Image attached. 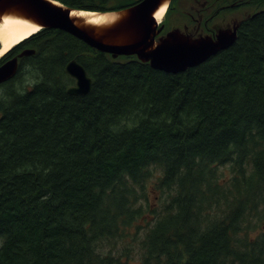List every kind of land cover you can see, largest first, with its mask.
Segmentation results:
<instances>
[{
	"label": "trees",
	"instance_id": "trees-1",
	"mask_svg": "<svg viewBox=\"0 0 264 264\" xmlns=\"http://www.w3.org/2000/svg\"><path fill=\"white\" fill-rule=\"evenodd\" d=\"M59 1L108 12L138 0ZM217 1L216 14L252 13L231 46L182 72L47 28L0 59L35 52L0 85V264H264V0ZM184 3L171 1L161 34L173 13L191 20ZM72 59L86 95L66 91ZM152 167L168 204L148 220Z\"/></svg>",
	"mask_w": 264,
	"mask_h": 264
},
{
	"label": "water",
	"instance_id": "water-1",
	"mask_svg": "<svg viewBox=\"0 0 264 264\" xmlns=\"http://www.w3.org/2000/svg\"><path fill=\"white\" fill-rule=\"evenodd\" d=\"M170 2L171 0H140L134 5L114 11L118 16L112 21L92 24L71 14L73 10H86L65 6L56 0H0V20L6 15H12L30 21L39 27L38 31L46 28L59 29L100 52L110 54L113 59L119 56H136L138 60L149 63L152 68L169 73L197 66L234 42L242 18L233 20L231 25L228 22L224 26H212L215 31L213 37L196 31L205 14L210 12L211 0H199L196 11L187 12L195 20L194 26L189 27L187 22L183 25L176 22L164 35L158 36L163 25L159 26L154 14L164 3L168 7ZM33 53L34 50L25 49L2 63L0 84L16 75L19 58ZM65 72L75 79V84L69 88L71 93L86 95L90 91L92 80L76 60L66 64Z\"/></svg>",
	"mask_w": 264,
	"mask_h": 264
},
{
	"label": "bare ground",
	"instance_id": "bare-ground-1",
	"mask_svg": "<svg viewBox=\"0 0 264 264\" xmlns=\"http://www.w3.org/2000/svg\"><path fill=\"white\" fill-rule=\"evenodd\" d=\"M139 1L140 0H138L136 3H138ZM136 3H133L131 5H134ZM131 5H129V6H131ZM166 9H167V3H164L155 12L154 16L158 22H160L163 19V16L165 14ZM71 14L73 16H76V17L84 18L87 21V23H92V24H104V23H107L109 21L114 20L118 16V13L114 12V11L113 12H107V13H101V12L73 10L71 12ZM244 21H245V19H244ZM38 28H39L38 26L34 25L30 21L23 19V18L15 17L12 15H6V16L2 17L0 20V57L5 52H7L11 47H13L15 44L19 43L21 40L25 39L29 35L38 31ZM211 57H209V58H211ZM72 60H76V59H72ZM72 86L73 85L67 87V90H66L67 93L70 95L82 96L79 94L71 93L69 91V88ZM121 132H122V130H121Z\"/></svg>",
	"mask_w": 264,
	"mask_h": 264
},
{
	"label": "rangeland",
	"instance_id": "rangeland-1",
	"mask_svg": "<svg viewBox=\"0 0 264 264\" xmlns=\"http://www.w3.org/2000/svg\"><path fill=\"white\" fill-rule=\"evenodd\" d=\"M199 0H185V3L184 4H181L180 5V10H183L185 12L189 11V12H195L196 11V5L198 4ZM203 1V0H201ZM213 1V0H211ZM191 8V9H190ZM246 14H248L247 12L245 11H236V12H231V14H227V17L225 19H217L215 21H213V23H211V26H214V25H217V26H224L226 25L228 22L230 23V25L233 23L232 21L233 20H240L241 18H243L244 16H246ZM176 13H173V15L170 17L169 19V23L173 22L175 20V17H176ZM177 22L180 24V25H183L186 20H182V18L180 17H177ZM176 21H174L172 24H175ZM171 24V25H172ZM24 83L25 86H27L30 82H20V81H17L16 85H18L20 87V85ZM32 83V82H31ZM29 86V85H28ZM3 87L0 86V98L3 96ZM157 167V166H156ZM153 170V173L151 174V178L150 180L146 183V186H145V189H146V193H147V199H146V202H141L140 204L142 205V212L140 211V209H138L140 211V214L141 215H145L143 216L144 219H148L150 218V216H153L155 215V217L158 219L160 217H162L165 212H166V206L168 204V201L165 202L166 198L164 194H159V190L156 188L155 186V183L157 182V178L159 177L160 175V172L157 168H154L152 167L151 168ZM222 172V168H219L218 169V174ZM226 176H227V173H226ZM226 208L224 205L222 206V208L220 209L219 211V215L221 214V211L222 209ZM139 218V221L143 222V218L141 216L138 217ZM146 229V228H145ZM143 229L140 233L141 234H144V230ZM134 245V244H133ZM132 245V246H133ZM118 249L116 251H114L113 253L115 254L118 250H120L122 248V246L119 244L118 245Z\"/></svg>",
	"mask_w": 264,
	"mask_h": 264
},
{
	"label": "flooded vegetation",
	"instance_id": "flooded-vegetation-1",
	"mask_svg": "<svg viewBox=\"0 0 264 264\" xmlns=\"http://www.w3.org/2000/svg\"><path fill=\"white\" fill-rule=\"evenodd\" d=\"M243 1H246V3H247V0H231V2L233 3L232 7L242 5ZM220 7H222V6H220ZM223 7H225V6H223ZM209 9H210V11L212 10L211 7ZM239 10L245 11V12L248 13L251 10V8L249 6L245 5V6H241V7L236 8V11H239ZM218 17L219 16H214V14H213L212 20L215 19V18H218ZM226 17H227V14H223L220 18L221 19H225ZM220 18H218V19H220ZM204 25H206V21H205V23L202 26H201V24L198 25L196 31L199 32V34H208V35H212L213 36L215 34V31L212 29L213 27L211 25H208V27L205 28ZM3 62H6V61H3Z\"/></svg>",
	"mask_w": 264,
	"mask_h": 264
}]
</instances>
